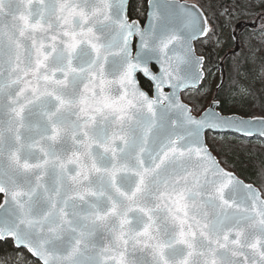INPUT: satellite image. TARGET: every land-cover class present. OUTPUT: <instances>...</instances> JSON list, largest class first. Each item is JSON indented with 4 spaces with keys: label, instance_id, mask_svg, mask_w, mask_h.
Returning a JSON list of instances; mask_svg holds the SVG:
<instances>
[{
    "label": "snow or ice",
    "instance_id": "snow-or-ice-1",
    "mask_svg": "<svg viewBox=\"0 0 264 264\" xmlns=\"http://www.w3.org/2000/svg\"><path fill=\"white\" fill-rule=\"evenodd\" d=\"M253 82L264 0H0V264H264Z\"/></svg>",
    "mask_w": 264,
    "mask_h": 264
},
{
    "label": "trees",
    "instance_id": "trees-1",
    "mask_svg": "<svg viewBox=\"0 0 264 264\" xmlns=\"http://www.w3.org/2000/svg\"><path fill=\"white\" fill-rule=\"evenodd\" d=\"M139 2L140 0L130 1L129 13L132 16V18H136L137 16V8L139 5ZM225 2H228V0H225ZM248 18L250 17L238 16L233 21L232 28L235 34L239 37L241 45L244 43L247 34L252 31V25H245V26L243 25V26L237 27V24H242L241 20L242 19L246 20ZM237 21H239V23H237ZM221 39L223 41L222 46H217L214 43H208L204 45L200 51L202 54L206 56L209 64L215 66L213 67V71L217 70V68L220 66L221 61L223 60V67H224L225 73H228L230 71L231 63H232L231 50L234 47V41L230 38V33L226 39H223V38ZM222 57L223 59H221ZM248 67L250 68L251 65L249 64ZM141 83H142V86L146 90H149L151 88V84L148 81L141 79ZM253 86L257 90L264 88V86L256 82H253ZM260 102H261V97L258 91L257 96L254 100L250 99L246 101H241L236 105L237 109L239 110L238 114H242V115L261 114L260 107H259ZM254 151H264V149L257 147L256 149H254ZM254 159H255V156L249 157L247 152H238L235 154H231V162L235 163L237 168L241 172H250L251 170L250 162L251 160H254Z\"/></svg>",
    "mask_w": 264,
    "mask_h": 264
},
{
    "label": "rangeland",
    "instance_id": "rangeland-1",
    "mask_svg": "<svg viewBox=\"0 0 264 264\" xmlns=\"http://www.w3.org/2000/svg\"><path fill=\"white\" fill-rule=\"evenodd\" d=\"M231 30H232V27L231 28H229V27L224 28L221 38L226 39ZM218 70H219V68H217V70L216 71L214 70L213 72H217ZM253 115H256V114H253Z\"/></svg>",
    "mask_w": 264,
    "mask_h": 264
},
{
    "label": "water",
    "instance_id": "water-1",
    "mask_svg": "<svg viewBox=\"0 0 264 264\" xmlns=\"http://www.w3.org/2000/svg\"><path fill=\"white\" fill-rule=\"evenodd\" d=\"M130 1L131 0H129V6H130ZM221 65H223V64H221ZM141 79H144V80H146V81H148L150 84H151V81L147 78V77H143V76H141ZM141 86H142V83H141ZM142 88L144 89V90H146L143 86H142ZM147 91V90H146ZM240 115V114H239Z\"/></svg>",
    "mask_w": 264,
    "mask_h": 264
}]
</instances>
